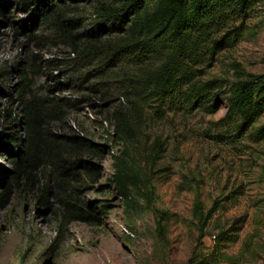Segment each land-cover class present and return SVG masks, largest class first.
Returning <instances> with one entry per match:
<instances>
[{"label": "rangeland", "instance_id": "obj_1", "mask_svg": "<svg viewBox=\"0 0 264 264\" xmlns=\"http://www.w3.org/2000/svg\"><path fill=\"white\" fill-rule=\"evenodd\" d=\"M149 3L153 9L155 1ZM82 9L83 15L93 19L90 8ZM222 24L220 35L230 32L233 38L240 33L238 41L200 64L198 77L217 79L223 91L240 70L264 73V0L228 15ZM49 34L39 27L0 32V264H201L203 259L197 256L211 258L214 250V254L239 256L236 263L218 264H264V141H254L250 135L254 128L235 138L233 128L221 122L227 96L219 98L214 113L201 105L168 109L159 118L153 107H146L142 132L128 158L141 180L122 197L113 174L114 156H123L124 144L113 141L111 112L121 103H130L122 93L101 101L100 95L85 88L87 84H75L79 73L66 63L62 71L53 68L55 59L77 55L54 45ZM24 71L32 81L30 96L69 101L66 118L51 126L55 131L83 127L95 141L113 147L102 164L100 180L82 188V197L97 204L102 213L98 224L64 221L58 211L38 206L32 190L13 183L11 155L4 142L10 133L24 136L21 123L12 125L13 116L21 118ZM8 109L12 116L7 115ZM157 139L164 151L152 163L147 154ZM6 192L11 198L2 202ZM222 231L226 234L218 241Z\"/></svg>", "mask_w": 264, "mask_h": 264}, {"label": "trees", "instance_id": "obj_2", "mask_svg": "<svg viewBox=\"0 0 264 264\" xmlns=\"http://www.w3.org/2000/svg\"><path fill=\"white\" fill-rule=\"evenodd\" d=\"M154 1L151 9L149 0H0V32L3 28L15 33L35 27L48 30L50 42L77 55L68 60L55 59L53 68L61 70L66 63L79 73L75 84H87L85 88L100 95L101 101L122 93L130 103H121L111 112L113 141L124 144L123 156H114L113 174L122 197H127L130 186L141 180V173L128 158L133 141L142 132L146 107H153L159 118L168 109L188 110L201 105L214 113L219 109V98L225 95L228 104L221 122L233 128L235 138L244 137L254 128L250 132L254 141H264V121L259 123L264 114V73L240 70L223 91L217 79L202 81L198 77L202 74L200 64L238 41L240 33L233 38L230 32L220 35L228 15L242 13L259 0ZM82 6L90 8L93 19L83 15ZM29 36L32 40L34 34ZM34 66L40 68L39 63ZM29 74L24 71L21 77V118H12V125L21 123L24 136L5 135L13 183L32 190L38 206L58 211L64 221L98 224L102 213L97 204L82 197V188L100 180L102 164L113 147L95 141L83 127L55 131L51 126L66 118L69 101L30 96ZM7 115L12 116L11 110ZM163 151V142L157 139L149 147L148 160L156 162ZM11 195L4 193L2 202L10 200ZM199 207L197 203L196 211ZM225 234L222 231L218 241ZM215 251L211 258L197 257L206 264L239 260L238 255Z\"/></svg>", "mask_w": 264, "mask_h": 264}]
</instances>
